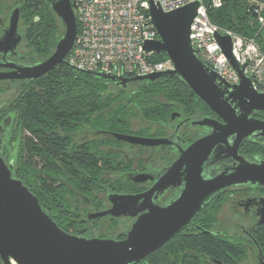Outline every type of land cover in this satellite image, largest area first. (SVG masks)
Returning <instances> with one entry per match:
<instances>
[{
	"label": "water",
	"instance_id": "obj_1",
	"mask_svg": "<svg viewBox=\"0 0 264 264\" xmlns=\"http://www.w3.org/2000/svg\"><path fill=\"white\" fill-rule=\"evenodd\" d=\"M46 1L65 24V32L54 51L39 63L5 64L12 71L0 73V79H36L66 62L78 32L75 1ZM256 1L264 3V0ZM200 5L198 0L165 12L158 1L150 0V13L159 38L146 41L144 47L147 51L166 54L173 62V69L133 77L92 73L124 87L133 81L179 77L225 124L204 118L200 123L212 128V134L182 150L179 159L158 176L153 188L139 194L109 195L113 207L100 213L101 216L106 213L116 217L138 216L126 238L120 240L86 238L63 230L43 209L38 197L13 174L12 164L5 161V127L0 126V264H134L164 245L223 187L249 181L264 184V164H250L238 154L239 143L247 135L264 142V121L251 117L254 110H264V93L255 90L251 78L243 73L246 65L240 66L235 60L233 39L226 32L216 31L215 38L238 71V83L220 79L217 72L198 58L190 28ZM257 8L256 3L250 6L255 17ZM19 19L20 9L16 6L0 36V51L5 54L14 53L24 36L19 32ZM113 135L135 144L161 142L131 134ZM210 165L215 170L206 177L205 168ZM176 185L182 188L166 206L153 204L157 194Z\"/></svg>",
	"mask_w": 264,
	"mask_h": 264
},
{
	"label": "flooded vegetation",
	"instance_id": "obj_2",
	"mask_svg": "<svg viewBox=\"0 0 264 264\" xmlns=\"http://www.w3.org/2000/svg\"><path fill=\"white\" fill-rule=\"evenodd\" d=\"M21 3H23L22 0H16L8 6L9 11L6 16L0 15V36L4 34L9 23L11 11L16 6L20 9ZM21 22L20 17L19 32L24 35L25 24ZM48 57L38 56L23 36L14 53L5 54L0 51V73L12 71L5 64H35ZM33 80L35 79H0V92H4V88L12 90L15 86L21 87L24 83ZM108 81L125 89L126 92H131L139 82H142L133 81L124 87L119 86L116 81ZM21 90L22 88H19L15 95L0 103V126L5 127L6 139L3 157L5 147L11 141L9 131L12 130L14 133V123L17 126L20 125L15 111H8ZM131 107L134 109V118L143 122L144 128L134 129L133 121H131V128L126 132L93 130L89 126H84L82 129L69 131L64 137L49 136L51 140L60 144L55 147H49L38 140L40 151L36 159L40 161V168L45 169V151L50 149L51 158L56 164L48 171L57 175L83 172L84 170L77 167L75 162V155L81 152L97 154L103 152L109 156L104 158L97 155L99 158L97 172L102 176L96 180L95 184L77 187L67 182L64 184L57 182L54 185L57 189L63 190L62 196L67 200V203L53 211V217L49 210H45L57 224L92 226L98 223L131 221V225L124 231L110 235L92 233L88 227L72 228V226L68 231L63 230L86 238L125 239L138 216L116 217L109 213L101 216L100 213L113 207L109 195L111 193L139 194L153 188L158 176L179 159L182 150L185 151L199 139L212 134V128L200 123L204 118L225 124L223 119L201 101L193 104L190 110L183 105L166 107L169 113L164 119H146L138 105H131ZM251 117L264 121V110H254ZM23 132L26 136L29 135L27 130ZM113 133L159 139L161 142L158 140V144H135L119 140ZM238 154L250 164L262 165L264 164V142L251 134L247 135L239 143ZM10 163L13 167V163ZM232 168H234L233 165H231ZM214 170L213 165H210L205 168L204 175L208 177ZM181 188L182 185H176L163 190L162 193L157 194L153 204L160 207L166 206ZM147 211L146 209L143 213ZM163 247H165L164 258L161 259L158 252ZM145 261L148 263H144ZM134 264H264V184L249 181L223 187L214 193L191 218V221L164 245Z\"/></svg>",
	"mask_w": 264,
	"mask_h": 264
},
{
	"label": "trees",
	"instance_id": "obj_3",
	"mask_svg": "<svg viewBox=\"0 0 264 264\" xmlns=\"http://www.w3.org/2000/svg\"><path fill=\"white\" fill-rule=\"evenodd\" d=\"M22 2L20 17L25 24V41L38 56L46 58L52 54L63 35L65 24L46 0ZM205 4L214 24L240 35L256 36L264 51V32L258 31L257 19L247 0H228L219 7L212 6L210 0H205ZM155 58L164 60L167 55L161 53L155 55ZM109 84L111 82L91 71L79 70L64 62L44 76L21 85V92L11 103L8 112L15 111L21 130L29 132L28 136L23 134L18 166L15 170L12 169L13 174L29 187L38 197L43 209L50 211L51 216L54 210L67 203L62 196L63 190L54 185L57 182H67L77 187L95 184L102 176L97 172V155L104 158L108 155L103 152H81L75 155V162L83 172L57 175L48 171L56 164L51 158L50 149L45 151V169L40 168V161L36 159L40 151L38 140L49 147H55L59 143L49 136L64 137L69 131L82 129L84 126L93 130L126 132L131 128V121L135 116L131 105H138L145 118L152 120L164 119L169 113L166 107L171 105H183L190 110L193 104L200 102L197 95L179 77L142 81L128 93L120 87H117V94L108 92ZM18 130L19 125L15 127L14 134ZM58 225L67 231L72 226L75 227L68 223ZM163 249L165 247L158 252L161 259L164 258Z\"/></svg>",
	"mask_w": 264,
	"mask_h": 264
},
{
	"label": "built area",
	"instance_id": "obj_4",
	"mask_svg": "<svg viewBox=\"0 0 264 264\" xmlns=\"http://www.w3.org/2000/svg\"><path fill=\"white\" fill-rule=\"evenodd\" d=\"M78 32L66 62L79 70L107 72L125 77L151 74L174 68L170 58L157 60L155 51H147L146 41L159 38L150 13V0H74ZM165 12L198 0H156ZM201 2L190 28V39L198 58L217 72L220 79L238 83L240 75L230 64L215 38L216 31L233 39L232 53L243 73L251 78L255 90L264 93V51L256 36L240 35L214 24L205 0ZM255 9L259 30L264 27V3L247 0ZM219 7L222 0H211ZM257 35V34H256ZM15 262H13L14 264ZM16 264V263H15Z\"/></svg>",
	"mask_w": 264,
	"mask_h": 264
},
{
	"label": "rangeland",
	"instance_id": "obj_5",
	"mask_svg": "<svg viewBox=\"0 0 264 264\" xmlns=\"http://www.w3.org/2000/svg\"><path fill=\"white\" fill-rule=\"evenodd\" d=\"M16 0H1V4H0V15H4L6 16L9 8L8 6L12 5ZM211 2V0H210ZM23 22V20H22ZM21 22V23H22ZM264 32V27L260 30V32ZM65 30L63 31L64 34ZM258 43V42H257ZM260 49L261 46L258 43ZM262 50V49H261ZM18 86H15L12 90H7L4 88V92H0V103L3 101H6L8 98H10L11 96H13V94L15 95L16 92L19 90ZM119 91V89L117 88V86L113 85V84H109L108 85V92H114L115 94H117ZM128 93V92H127ZM16 116V114H15ZM14 117V114H13ZM132 121L134 122L133 124V128L134 129H139V128H144L145 125L143 124V122H141L140 120H138L137 118H132ZM17 126L16 123H14L13 128H15ZM20 127V125H19ZM22 128H19V130L17 131V133H12V130L9 131V136H10V142L6 145L5 147V151H4V159L7 163L12 162L13 163V170L16 169V167L18 166V161H19V151H20V147H21V140L23 137V130H21ZM15 132V129H14ZM131 225V221H127V222H119V223H98L95 225H79L77 224L75 227L76 228H83V227H88V230L92 233H98V234H116L119 233L121 231H124V229L126 227H129ZM72 227V228H75Z\"/></svg>",
	"mask_w": 264,
	"mask_h": 264
},
{
	"label": "bare ground",
	"instance_id": "obj_6",
	"mask_svg": "<svg viewBox=\"0 0 264 264\" xmlns=\"http://www.w3.org/2000/svg\"><path fill=\"white\" fill-rule=\"evenodd\" d=\"M15 264V263H14Z\"/></svg>",
	"mask_w": 264,
	"mask_h": 264
}]
</instances>
